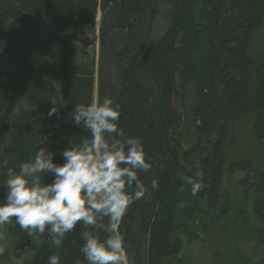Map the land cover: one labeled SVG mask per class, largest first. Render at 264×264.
Instances as JSON below:
<instances>
[{"label": "trees", "instance_id": "obj_1", "mask_svg": "<svg viewBox=\"0 0 264 264\" xmlns=\"http://www.w3.org/2000/svg\"><path fill=\"white\" fill-rule=\"evenodd\" d=\"M70 4L90 6L88 14ZM263 18L264 0H0V61L7 69L0 81V185L40 147L63 163L60 152L87 135L69 113L93 100L96 74L97 99L110 97L120 107L119 127L140 138L153 165L138 173L146 195L122 223L128 264H186V258L213 264L217 254L203 258V247L208 254L214 218L227 201L219 184L208 187L209 173L193 197L179 177L187 168L181 161L197 150L210 154L215 143L217 163L230 158L232 171L230 147L244 130L264 145V51L255 60L249 49ZM40 42L65 53L60 74L46 68ZM53 107L57 114L49 117ZM237 165L247 179H263L254 191L264 199V173L249 162ZM219 171L210 175L222 178ZM256 210L258 225L246 223L259 242L243 232L234 264H264V205ZM84 230L77 224L55 248L47 234L29 236L7 224L0 230V264H48L51 255L60 264H86L79 251Z\"/></svg>", "mask_w": 264, "mask_h": 264}, {"label": "clouds", "instance_id": "obj_2", "mask_svg": "<svg viewBox=\"0 0 264 264\" xmlns=\"http://www.w3.org/2000/svg\"><path fill=\"white\" fill-rule=\"evenodd\" d=\"M55 114L53 107L48 115ZM69 115L87 135L60 152L63 163L55 162L56 153L43 146L21 161L18 171H8L0 185L5 190L0 230L14 222L29 236L47 234L52 246L59 248L66 234L82 224L79 251L86 264H128L122 223L130 206L146 195L138 173L152 169L151 158L146 159L139 137L125 136L118 123L121 109L110 97L74 104ZM49 176L52 179L46 182ZM202 179L203 171L184 177L193 197L203 189ZM151 187L157 188L158 182L152 180ZM60 260L51 255L48 264Z\"/></svg>", "mask_w": 264, "mask_h": 264}, {"label": "rangeland", "instance_id": "obj_3", "mask_svg": "<svg viewBox=\"0 0 264 264\" xmlns=\"http://www.w3.org/2000/svg\"><path fill=\"white\" fill-rule=\"evenodd\" d=\"M62 4V2H58ZM96 8L98 7L99 3L96 2ZM55 7H51L50 9V16H53L55 12L56 3L54 4ZM60 6V5H59ZM72 10H81L80 13L86 15L88 14L89 7L83 5L82 8H77L75 4H70ZM70 9V10H71ZM58 13V12H57ZM66 12L63 10V15ZM62 15V17H63ZM59 19H61V15L58 13ZM100 22H101V12L98 10L94 28L95 33L98 38L99 30H100ZM63 26V25H62ZM53 28V27H50ZM56 27V31H60ZM62 28V27H61ZM42 42V41H41ZM40 42V48L38 49V53H40L41 57L45 60L46 68L51 69L49 71L55 72V75L60 74V70L62 69L63 61L67 57L63 55L65 53L58 55L59 52L55 51L52 48H48L46 44ZM250 53L252 57L257 60L260 58V54L264 51V18L260 25V28L255 32L250 45H249ZM62 52V50L60 51ZM95 55L96 60L98 61V42L95 45ZM42 59V60H43ZM44 63V64H45ZM96 67V63H95ZM97 71V69H95ZM7 69L4 62L0 61V81L6 76ZM94 92H93V99H97V75L94 76ZM73 92V91H72ZM71 92V94H72ZM254 117H251L250 120L247 122V125L252 124ZM246 126V125H245ZM248 126V128H249ZM237 143L230 147L231 154L233 155V163L236 164V167L230 171V158L227 159V162H222L223 160H219L220 163H217V152H215L216 145L215 143H210V154L203 149L200 153L197 151L195 154H189L185 160L181 161V165L187 164V168L181 171L179 177L182 182L185 183L184 177H195L197 172L203 171V177H205L208 173V177H211L210 180L207 181L208 187L213 188V183L215 185L219 184V191L222 192L225 196V200L227 201L226 204H223L219 207V211L221 214L214 218L212 229L216 231L213 235V240L211 244H207L210 246L208 254L207 248L203 247L202 257L206 258L209 256H214L217 254V257H212L214 259L213 264H234L237 260L238 254L240 251L238 249V245L240 244V239L242 238L243 232L247 233L250 232V227H247V220L249 219L251 223L257 224L258 222L254 220L253 213L256 214V208L262 207L264 205V199L255 198L256 192L255 186L258 189L261 183V178H248L247 175H244V171L241 169L238 170L240 167L237 164H243L249 162L251 166L255 167L256 172L264 173V145L260 142H257L254 138L251 137L250 130L243 132V135L240 134V137L236 139ZM208 148V149H209ZM206 160L203 164L202 160ZM218 166V167H216ZM216 170H220V174L222 178H216L211 176V172ZM246 174V173H245ZM203 180V179H202ZM209 183V184H208ZM252 186V187H251ZM217 190V188H216ZM214 191V189H213ZM214 194V193H213ZM260 194V193H259ZM260 196H263L262 193ZM256 200L260 201L258 206ZM250 236L253 237V241L259 242L257 234H253L250 232ZM254 248V247H253ZM260 252V256H263L262 251L256 249ZM258 253V252H257ZM202 260V258H201ZM67 261V260H65ZM186 264H190L189 259L186 258ZM209 262H202V264H208Z\"/></svg>", "mask_w": 264, "mask_h": 264}, {"label": "water", "instance_id": "obj_4", "mask_svg": "<svg viewBox=\"0 0 264 264\" xmlns=\"http://www.w3.org/2000/svg\"><path fill=\"white\" fill-rule=\"evenodd\" d=\"M25 19H28V16L27 15H23L22 16V20H25Z\"/></svg>", "mask_w": 264, "mask_h": 264}, {"label": "bare ground", "instance_id": "obj_5", "mask_svg": "<svg viewBox=\"0 0 264 264\" xmlns=\"http://www.w3.org/2000/svg\"><path fill=\"white\" fill-rule=\"evenodd\" d=\"M100 11V10H99Z\"/></svg>", "mask_w": 264, "mask_h": 264}]
</instances>
